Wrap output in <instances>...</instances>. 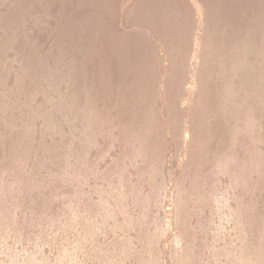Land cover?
Returning <instances> with one entry per match:
<instances>
[{"label":"rangeland","instance_id":"374dc122","mask_svg":"<svg viewBox=\"0 0 264 264\" xmlns=\"http://www.w3.org/2000/svg\"><path fill=\"white\" fill-rule=\"evenodd\" d=\"M0 264H264V0H0Z\"/></svg>","mask_w":264,"mask_h":264}]
</instances>
